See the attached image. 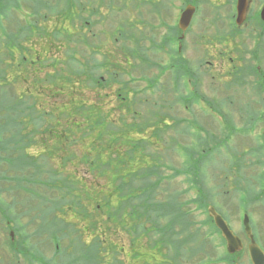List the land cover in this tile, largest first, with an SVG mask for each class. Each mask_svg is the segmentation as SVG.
<instances>
[{"label":"trees","instance_id":"1","mask_svg":"<svg viewBox=\"0 0 264 264\" xmlns=\"http://www.w3.org/2000/svg\"><path fill=\"white\" fill-rule=\"evenodd\" d=\"M0 1V19L2 17L9 19V10H18L21 6L24 7V3L30 4L31 20L35 24L38 18H43L38 10L41 7L40 4L44 6L43 3L46 2L44 0L38 2L34 0L36 5L32 0ZM106 1L108 2L106 9L111 4H115V0H95L100 8L106 4ZM20 2H23V5ZM62 2L72 3V0H63ZM57 4H47V8L53 10L58 6ZM107 11L112 12L114 10L111 7ZM94 13L95 15L99 14L98 9ZM44 18L49 20L47 14L44 15ZM84 21L85 19L81 21L82 27L87 24V21ZM33 22H31V26ZM122 23H119V29L122 31L119 32L116 40L124 37L126 42L132 43V45H128L125 42L124 47L128 50V53L125 51L123 54L124 64L130 68H135L137 65L142 71H144L145 66L152 65L158 69V74L152 77L142 73L143 77L148 78L149 90L125 86L123 81L119 80V76L124 73L120 65L110 64L113 69L111 68L112 72L107 75V78L102 72L98 73L99 70L106 71V61L95 57V55H101L100 50L96 49V45H93V48L90 47L91 60L84 53H81L78 57L75 56L74 53L79 49V46L77 49L71 47L68 50L65 64L59 63L65 68H57L56 63L59 60L55 58L48 64L45 63L48 65L46 67L51 70V72H46L48 76H38V68L34 64L40 66L41 57L34 52L35 61L34 59L29 60L27 57L32 51H35V47L24 48L21 44L33 35L31 29L22 32L16 27L13 31L2 28L3 37H0V46L6 48L8 51L6 55L8 56H0V65H3L0 71V163L5 162L7 169L6 172H0V177H4L3 180L7 179L6 181H12L5 173L13 172L14 175L11 177L17 183V185H13L16 187L19 186L21 180L32 177H39L40 181L45 178L46 182L52 184L58 182L60 194L67 196L61 195L60 204L63 201L62 205L59 204L53 209V207H49L52 202L51 199L46 198L43 202L42 198L45 196L39 197V201L44 203V208L39 207L43 214L42 217L45 219L43 220L45 223L43 228L49 233L50 237L57 240L56 242L67 236V233H77V236L72 239L73 241H69H72L70 242L72 245L77 244V248H82L77 256L78 264H81V262L93 264L95 260V264H97L101 258L97 255L103 252L102 248L99 249V246L103 244H99L97 247L96 243L91 242L87 247H84L86 242L82 237H85L84 234H88V231L95 226L94 221L76 228L77 225L74 222L66 220V218L77 220V214L81 213V210H85L86 203H89L88 205L92 207L91 211L94 212L93 215L87 216L90 220L93 217L98 218L99 215H104V207H107L109 216H116L114 213L126 209L129 217H135L134 219L138 222L129 230L138 236L134 246H132V251L130 250L132 259H137L138 256L145 257L146 264H224V261L227 264H232V261L226 255H220L217 252L218 244L213 235L216 229L211 217L207 215V200L199 191V188H203L200 182V167L202 164L199 155L190 150V152L188 151L189 158L186 159L185 157L181 164V173L185 175V180L189 184L187 188H179L174 185L173 179L179 174V170L175 171L174 175L167 176L163 173L169 167H176H172L167 162L166 155L162 153L164 146L159 144L164 143V136L159 137L158 128L164 127L168 131L173 129L172 124H175L176 128L180 124L179 122H182L185 126V129L184 127L183 129L189 134L191 126L185 124L183 119L177 120L176 113L169 114L167 109L165 111L158 110L175 106L176 102L181 103L184 98H180L179 95H175L171 99L165 98L164 95L171 92L166 85L158 89L160 90L158 94L163 96L161 95L157 99L150 101L139 96L140 93L153 91L152 88L157 84L155 80L159 76L163 77L167 67L159 65L156 61H151L147 56L149 50L141 47L134 30L128 28V31H126L125 28L128 25ZM123 27L125 31H123ZM35 34L40 36L42 32ZM59 34L63 35L62 33ZM63 36L65 38L70 37V35L66 37V34ZM263 38L264 33L260 31L257 42L262 47H264ZM39 44H43V42L41 41ZM89 45L86 36L81 47L87 48ZM19 51L26 53L18 54L19 57L15 54ZM261 51H264V48ZM8 58L9 62H6ZM137 58H140L146 64L142 66L141 64H134ZM75 59L76 63L73 64L72 60ZM28 62L29 66L27 65ZM27 66L33 68V71L29 72ZM66 66L68 69H66ZM69 66H79L83 71L80 72L76 69V76L74 73L72 75ZM16 67H21L22 71L27 74H23L22 71L16 74L18 71L15 70ZM256 67V64L252 66V72H257ZM12 71L14 72V79H12ZM170 75V79L177 82L180 72L178 71L176 74L173 71ZM8 76L11 77V80H8ZM27 76L31 77V88L26 87L25 93L19 92V94L13 95L10 92L9 85L12 88L13 84L21 77V82H26ZM52 78L58 82L60 89L58 96L60 97L63 91L67 93V96L58 99V97L52 95L59 102L56 101L54 106L47 110L44 109V104L41 102L43 101L42 97L46 95L44 85ZM115 84L116 89H112V85ZM106 88H108V91L104 90ZM113 96H115L116 102L108 108L107 105H110ZM139 107L140 109H138ZM142 107L147 112H142ZM55 115L58 116L60 122L63 120L64 129L61 132L58 129V126H60L58 121L55 123L56 127L49 125L47 121ZM251 116L255 117V114ZM165 124L166 126H164ZM36 140L39 141L38 145L40 147L54 142L50 145L53 147L50 156L52 154L55 157L60 156V158H56L58 159L56 174L50 167L44 166L43 162V164L37 166L36 162L31 160L30 156L24 151L25 146L36 144ZM176 144L178 143L176 142ZM76 148L79 149L78 153ZM170 149H175L174 142L170 144ZM109 152L113 154V157H110ZM78 154H80L79 159ZM41 156L44 158L43 152ZM26 162L32 166L29 173L24 168ZM75 162L86 168L88 172H92L94 180L100 178L101 173L108 175L110 185L103 184L99 190L97 182L94 186H91L82 177V180L77 178L81 184L76 180L77 185L75 187L74 178L76 174L74 169L70 174L64 173L66 166ZM62 173L65 176H61ZM116 173L120 175L117 176ZM80 185L83 187H80ZM194 187L197 189V193L191 198L187 195L188 188ZM171 195L174 196L171 197ZM161 196L163 201L160 199ZM177 197H183V199L178 201L176 200ZM97 199L100 200L97 201ZM64 200H68V203H71L74 207L77 206V210L69 212L70 207H64L66 204ZM195 208L200 214L208 216L207 219L205 218L206 221L205 219L197 220ZM55 212H58L62 217L60 218ZM3 218L6 219L5 213ZM97 218L96 224L98 223ZM125 231L129 234L128 230ZM187 231H189V234L186 233ZM104 234L105 232L100 230V241L105 244L107 243L106 240L101 238ZM181 236L184 242H182ZM142 237L144 240H142ZM136 241L141 242V245L142 242L146 243L142 250H147V252H144V250L142 252L141 245L137 247ZM113 246L116 251L113 252L112 257L113 255L117 256L118 252L122 250V248L117 250V245L114 243H110L108 249H112ZM114 260L121 264L118 258Z\"/></svg>","mask_w":264,"mask_h":264},{"label":"rangeland","instance_id":"2","mask_svg":"<svg viewBox=\"0 0 264 264\" xmlns=\"http://www.w3.org/2000/svg\"><path fill=\"white\" fill-rule=\"evenodd\" d=\"M32 1L34 2V5H36V2L34 0ZM36 1L38 2L40 0ZM44 1H46L43 3L44 6L40 4L41 7L38 10V13H41L43 15V18H38L36 24L31 20V6L27 3H24V7L21 6L20 8H18V10L10 9L9 19H5V17H2L0 19V28H7L13 31L16 27L22 32H27L31 29L33 35H31L21 43L22 47L24 48H28L30 46L35 47V51H32L28 57L26 56L29 60L35 58V53H43L44 51L43 49H41L42 47L45 50L48 49L51 44L52 47L51 49L46 51V57L40 62V66L39 64H34V66L38 68V76L44 77L47 75V71L51 72L50 68H47L46 66H48L47 64L55 58H58L57 60H59L56 63V67L65 68V66L60 65L59 63L62 62L63 64H65L67 60L66 56L68 54V50L71 47L77 49L79 46V49H77V51H75L74 53L75 56L78 57L81 53H84L86 57L91 60L90 47L93 48V45H96V49L100 50L101 55H95V57L99 60L106 61V71L99 70L98 73L102 72L107 78V75L111 73L113 69L110 64L113 63L116 66L120 65L124 73L119 76V80L123 81V84L125 86L138 89L145 88L146 90H149L148 78L143 77L142 73L144 75L146 74V76H151L153 74L158 73V69L155 68L154 65L145 66L144 68L142 67L144 71H142L137 65L135 68L128 67L126 64H124L123 58L124 52L127 51L128 53V50L124 47L126 38L124 39V37H122L116 40L119 32L121 33L122 31L119 29L120 22H123L124 24L128 25L125 28L126 31H128V28L133 29L134 31L137 29L135 15L139 13L140 8L136 7V0H122L123 3L126 1L129 2L132 8H130V10L122 8V10H120L121 14L116 13L119 10L118 7L122 3L117 2V0H115V4H111V6L109 7H112L115 12L107 11L109 9H106L108 3L107 1L106 4L103 5V7L101 8L100 5L95 2V0H79V2L78 0H72V3H63V0ZM139 1L142 2L143 0ZM263 3L264 0H255V7L257 5L261 6V4ZM20 4L23 5V2H20ZM47 4H57L58 6L51 10V8H47ZM97 9L99 14L101 15H99L98 13L95 15L94 11ZM142 10L144 14L146 10L145 7ZM45 14L49 16V20L44 18ZM111 18L112 20H110ZM82 19H85V21H87L85 27H82ZM144 19V21H146L148 24L149 22L151 23V19H149V17ZM31 22H33L32 26ZM103 30L104 32H108L104 34ZM125 30L123 27V31ZM34 32L37 34H40L42 32V35L38 36ZM163 32L164 31H160L158 33ZM59 33H62L63 35L66 34V37L70 35V37L65 38ZM2 35L3 34L0 31V37H3ZM51 35H53L54 37ZM86 36L87 41H89L90 45L87 48H82L81 44H84ZM41 41L43 42V44H39ZM46 42H49L50 44H47ZM229 43L231 44V47L229 49H222L220 51L206 49L200 51L188 50L183 53V57L185 59H203V61L200 63V65H198V67H203V69L208 70L206 71V79H208L204 82L203 79L201 81H197L196 88L198 94L205 97L210 105L212 104L217 107L220 106L219 111L223 113V116L227 121L228 129L227 127H225V129H227L228 134H226V130H223L224 127L218 124L219 116L211 115V119L208 118V124L205 125V128H207L208 130H204L202 133L203 137L206 138L204 146L203 144H193L198 140L197 136L199 134V131H197L198 129L195 126L198 124L189 121L188 119H192L193 116L187 114L185 110L180 108L175 111L177 120L184 119L185 124L193 125L195 128H190L188 134L187 131L184 130L185 126H183L182 122H179L180 124L176 126V128L175 124H172L173 129H169L168 131L164 127H162L163 129L159 127V137L164 136V143L162 142V144L159 145L164 146L162 153L166 155L167 162L175 166L177 170H179V174H177V177L173 179L175 187L177 185L179 188H187L188 186V183L184 180V176L180 175V173L182 172L181 164L183 159L185 157L186 159L189 158L188 153L190 152L192 147L194 152H199V160H201L202 164V166L200 167V169H202L201 173L207 174L202 178L203 184L205 186V193L207 196L210 195L207 201L209 203L210 198L211 205L215 207L217 211L222 212L224 216H226L231 221L230 224H232V229L242 239L244 248L238 254V256L240 257L238 259V262H241V264H250L248 262L247 251L245 248L246 244L248 243V240L246 239L243 233L240 219L241 213L243 212V209L245 207L244 202L246 199V195L242 192H237L234 198H231L229 195L226 194H224L225 196H227L225 198L223 194V196L218 195L217 190L214 189L215 186H218V183H215L216 180L212 175L215 176L217 172H221L220 174H228L227 172H225L228 170V167L225 166L223 163V161L226 160V157L231 162H240L238 164H230V167L235 168H237L242 162H245L246 160L251 158V154L247 152L245 145L241 144L237 148H235L232 145H236V143L230 144L226 142V140L229 139L232 134L236 135L234 136V139L236 141L237 139H240L238 137H242L243 139H245V142L250 140L249 143L251 145L254 143V140L258 139V134L263 130L262 127H264V123L262 124L260 122H257L260 118L264 116V103L261 102V99H263V95L261 97L258 96L259 93H257L255 90L253 91V89L254 87H260L264 84V73L258 72V79H252L251 77H242L240 76V74L242 73V71H249V75L252 74V66H254L255 64L259 66L261 70H264V51H261V49L264 47L258 46L257 38H255V36L253 37L252 35L246 34V31H244L240 36H234ZM126 44L132 45V43H130L129 41H127ZM146 45L147 47H149V44ZM257 47H259L260 49H258ZM256 48L257 51L255 52ZM7 52L8 51L4 46H0V56H8L6 55ZM21 53L25 54L26 52H15V54L17 55ZM147 54H150V60L157 61L162 66H166L169 64L170 58L167 51H150L147 52ZM6 62H9V58L6 59ZM16 62H18V60H16ZM72 62L73 64H75L76 59L74 61L72 60ZM206 63L211 65L207 67ZM28 64L29 62L27 63V65ZM134 64H138V61H135ZM28 66L26 67L27 70L29 72L33 71V68H29ZM2 67L3 65H0V71ZM66 69H68L67 66ZM69 69L72 75L74 73L75 76L77 74L75 73L76 69L77 71L80 70V72L83 71V69H80L79 66H69ZM209 69L214 72L210 71ZM15 70H18L16 72L17 74L22 71V68L16 67ZM193 71L199 73L196 67H193ZM11 73L12 79H14V72L12 71ZM23 74L27 73L23 72ZM10 76H8V80H11ZM170 76V72L166 71L163 77H159L160 80H155V82L158 83V87L154 91H146L140 93L139 96H141L142 98H146L150 101H152L153 99H157L159 96L162 95L157 93L158 89H161L168 84V82L170 81ZM261 76H263V78H261ZM21 78H19L17 82L13 84L12 88L9 84H7L9 85L10 92L13 93V95L19 94V92L25 93L26 87H29L28 89L31 88V77L27 76L26 82H21ZM73 80L75 81V79ZM116 87V84L112 85V89H116ZM215 87L218 88L217 92H219L217 98L211 92V89H214ZM44 88L46 90V95L42 97L43 101L41 102L42 104H44V109L48 110L51 106H54V103L57 100H55L53 96L58 97V99L67 96V93H65V91L62 92V95L60 97L58 96L60 89L57 80L53 78L50 79L49 82L44 85ZM104 90L108 91V88ZM90 96L94 97L92 95ZM164 97L166 98V95H164ZM168 97L169 99H171L172 96L168 95ZM58 102L59 101H57V103ZM114 102H116L115 96H113L112 102L110 103V105H107V107L110 108L111 106H113ZM250 108L256 111L255 113L252 111V114H255V117H253V119L252 116L250 117L251 112L248 110ZM138 109H140V107ZM165 110L166 108H161V110L159 109L158 111ZM141 111L144 113L147 112V110L143 107ZM231 111H234V113H232L234 118H232V121L227 116L228 114L230 115ZM238 115H242V117L240 118ZM47 121L49 122V125H52L54 127H56L55 123L58 121L60 123V126H58L59 131L61 132L64 129L63 120L60 122L58 120L57 115H55V117H51ZM164 126H166V124ZM220 128L222 129V131H220ZM210 134L216 135L217 138H220L226 134L227 139L223 140L222 142H214L210 137ZM213 138L216 137L213 136ZM171 139L173 140L175 146V149L173 150L170 149V144H173ZM175 141L178 144H176ZM38 143L39 141L36 140V144L25 146L24 151L30 156L31 160H34L36 162L37 166H40L43 162L44 164H42L44 166H46L47 168L50 167V169H52L53 172L56 174L58 167V159L56 158H60V156L55 157L54 154L50 156V151L53 148L50 145L54 144V142H51L50 145L48 143L44 144V147H40ZM182 145L193 146H189V152L187 151V153H185L187 147H184L185 149L182 150ZM199 149L205 150V152L199 151ZM78 150L79 149L76 148L77 153ZM42 152L44 154V158L41 156ZM109 154L110 157H113L112 153L109 152ZM79 155L80 154H78V159L80 157ZM253 156L254 157L252 158V160L257 157V155ZM59 161L61 162V160ZM24 168H26L29 173V171H31L32 169V166L26 162ZM6 169L7 164L5 162H1L0 172H6ZM73 169L76 174V179L73 177L75 187L77 185V178L82 180V177L84 178L83 180H85V182H87L88 184H91V186H94L96 184L95 182H97L99 190L100 186L103 184L107 183L108 185H110L109 179L107 178L108 175L101 173L102 175L100 176V178H96L94 180V174L92 172H88L86 168H84L82 165L79 166L77 162L69 166L67 165L64 169V173L70 174ZM253 169H255V171L259 173L264 172L263 167H257ZM253 169L247 170L251 171ZM64 173H62L61 176H65ZM163 173L165 175H174L172 174L171 169H167ZM116 174L117 176L120 175L119 173ZM236 174L238 175V172L232 169V175L235 176ZM5 175L12 181H6L7 179L3 180L4 177H0V215L3 216L5 213V217L7 219H11V224H8L6 226L4 223L0 222V264H78L77 256L82 251V248H77V244L72 245L70 243L73 241L72 239L77 236V233H67V236L63 237V239L56 242L57 240L55 238L53 239L52 237H50L49 233L46 232L43 228L45 225L43 220L45 219L44 217H42L43 214L39 207L41 206V208H44V203H38V196H45L44 198H42L43 202L46 198L51 199L52 202L50 203L49 207H53V209H55V206L60 204L61 195L66 196L65 194H60L58 182H54L52 184L50 182H46L45 178H42L40 181L39 177H32L27 180H21L18 184L19 186L16 187L13 185H17V183L14 182V179H12L11 177L12 175H14V173L8 172L5 173ZM242 175L246 177L244 171L242 172ZM207 176L209 178H207ZM229 176L230 175H228V177ZM220 181L222 182V180H219V182ZM227 181L228 182L224 183L223 185L227 186V189L228 187H233L231 178H229ZM80 187L83 186L80 185ZM232 189L233 188H230V190ZM255 189H257L256 185H254V190ZM194 192L195 191L193 190H189V197L194 196ZM173 196L174 195H171V197ZM160 199L162 200V196ZM181 199H183V197H177L176 200L179 201ZM99 200L100 199H97V201ZM62 202L60 205H62ZM65 202L66 204L64 205V207L71 208H69V212L77 210V206L74 207L71 203H68V200H64V203ZM88 204L89 203L85 204L86 206H84V211L81 210V213L77 214V220H73L70 218H66V220L68 222H74V224L77 225L76 228H80V226L94 221L93 223L95 224V226L88 231V234L85 233V237H82V239L86 242L84 247H87L88 244H91V242L96 243L97 247L99 244H103L99 246V249L102 248L103 252L98 253L97 256H100L101 258L99 259L100 262L98 261L97 264H118L116 260H114L118 257L121 259V264H124V261H122V259H125L127 264H146L145 257L138 256L137 259H132L129 253L130 250L132 251V246H134V242L138 238L136 234L134 235L131 231H129L138 222L136 221V219H134L135 217H129V213L126 209L121 210V212L119 211L117 213H114L116 214V216H109L107 207H104V215H99L98 218L93 217L90 220L87 216L91 214L93 215L94 212L91 211L92 207ZM247 211H249V216L252 221L251 224L253 225L254 238L264 249V202L255 201L253 205H250ZM55 213L60 218L62 217L58 214V212ZM203 217H205V215L200 214L197 218L202 219ZM96 218L98 222L97 224ZM11 230L13 232V240L10 242L9 233ZM100 230L105 232L104 236L101 237L102 239L106 240L107 243L105 244L101 243L100 241ZM125 230H128L129 234H126ZM186 233L189 234V231H187ZM180 238L182 240V236ZM142 240H144L143 237ZM182 242L184 241L182 240ZM216 242L218 243L217 240ZM11 243H13L12 247ZM110 243L116 244L117 250L119 248H122L123 250L120 251L117 256L113 255L112 257L113 252L116 250L114 246L112 247V249H108V245ZM140 245L141 242H137L136 246L138 247ZM144 246H146V243L144 244V242H142L141 250ZM107 249L108 252L106 255ZM220 249L221 251L218 250L219 254L225 250L224 247H220ZM144 252H147V250H144ZM13 257L15 258V261ZM95 263L96 260L93 262V264ZM81 264L84 263L81 262Z\"/></svg>","mask_w":264,"mask_h":264},{"label":"flooded vegetation","instance_id":"3","mask_svg":"<svg viewBox=\"0 0 264 264\" xmlns=\"http://www.w3.org/2000/svg\"><path fill=\"white\" fill-rule=\"evenodd\" d=\"M136 2L137 7L140 8L136 30L140 43L145 40L154 49L180 52L182 57L188 50L229 49L231 47L229 42L233 36L241 35L244 31L248 35H253L252 30L256 26L257 33L260 31L264 33V23L259 22L260 10L264 3L255 7V0H247L245 19L240 25L235 22L237 0H143L142 2L137 0ZM144 7L146 10L143 14ZM185 8L192 10V17L187 27L182 29L179 18ZM143 17H149L151 23L148 24ZM160 31L164 32L158 33ZM202 61L203 59H187L185 69L189 71V66L198 67ZM262 151L264 154V144ZM250 175L253 179L250 184L255 185L256 175L254 173ZM255 192H258L257 189Z\"/></svg>","mask_w":264,"mask_h":264},{"label":"water","instance_id":"4","mask_svg":"<svg viewBox=\"0 0 264 264\" xmlns=\"http://www.w3.org/2000/svg\"><path fill=\"white\" fill-rule=\"evenodd\" d=\"M246 9H247V0H237V4H236L237 23H240L244 19ZM191 15H192V10L189 9H186L182 13L180 17V24L182 28H184L187 25V23L191 19ZM260 16L261 19L264 21V6L261 10ZM209 211L213 217L216 227L221 231V234L226 241L229 252H235L241 249L242 248L241 241L235 235H233L232 231L228 228L226 222L216 212H214L212 208H210ZM243 226L246 235L250 239V244L248 245V251L252 264H264V254L252 239L251 229L246 215L244 216L243 219Z\"/></svg>","mask_w":264,"mask_h":264}]
</instances>
